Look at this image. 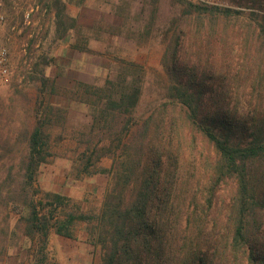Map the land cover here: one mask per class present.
I'll list each match as a JSON object with an SVG mask.
<instances>
[{"label":"trees","instance_id":"obj_1","mask_svg":"<svg viewBox=\"0 0 264 264\" xmlns=\"http://www.w3.org/2000/svg\"><path fill=\"white\" fill-rule=\"evenodd\" d=\"M257 1L238 2L263 9L264 1ZM47 2L49 16L56 10L61 37L78 26L67 1ZM186 3L226 19L235 11ZM257 16L264 22V14ZM218 21L210 18L206 31L201 22L180 24L164 57L173 83L170 98L135 130L126 125L129 137L120 155L102 169L113 177L93 232L103 247V264H264V23H247L241 35L229 20L218 30ZM236 41L242 49L237 65L231 57ZM217 47L221 56L214 61ZM246 72L250 91L240 82ZM240 86L243 93L236 96ZM118 95L111 105L131 111L141 84L133 80ZM28 140L21 174L33 181L48 145L42 126ZM198 162L204 171H197ZM7 166L0 192L25 187L14 165ZM200 172L204 179L195 182ZM51 198L42 203L43 216L31 204V226L44 233L56 209L69 202L58 193ZM86 218L91 219L59 215L56 232L71 237L75 222Z\"/></svg>","mask_w":264,"mask_h":264},{"label":"rangeland","instance_id":"obj_2","mask_svg":"<svg viewBox=\"0 0 264 264\" xmlns=\"http://www.w3.org/2000/svg\"><path fill=\"white\" fill-rule=\"evenodd\" d=\"M187 1L101 0L86 2L83 9L75 5L79 24L61 37L53 18L56 10L48 15L47 0H5L7 22L1 33L10 49L12 74L0 85V183L10 163L27 185L0 192V264H103V247L93 232L113 177L102 169H110L120 155L129 131L170 98L173 83L164 57L177 28L204 23L202 28L209 29L206 23L214 18L219 19L218 30L229 20L231 29L242 35L247 23H264L257 16L264 8L240 0H230L235 11L227 19L219 11L192 9ZM216 49L214 61L221 56ZM241 52L236 41L231 55L235 65ZM246 74L240 82L248 90ZM133 80L141 84L137 105L131 111L113 107L110 101ZM234 92L242 94L243 86ZM38 126L48 145L45 161L30 181L21 174L26 173L22 162ZM200 169L204 171L202 163ZM202 172L195 182L204 179ZM55 193L69 202L48 219L45 233L32 228L31 204L40 209ZM46 213V207L40 209V216ZM67 213L91 219H78L73 236H63L55 222Z\"/></svg>","mask_w":264,"mask_h":264},{"label":"built area","instance_id":"obj_3","mask_svg":"<svg viewBox=\"0 0 264 264\" xmlns=\"http://www.w3.org/2000/svg\"><path fill=\"white\" fill-rule=\"evenodd\" d=\"M198 5L208 7H232L230 0H189ZM7 22V13L5 10V0H0V85L6 84L10 81L12 74L11 53L9 46L2 36V29Z\"/></svg>","mask_w":264,"mask_h":264},{"label":"crops","instance_id":"obj_4","mask_svg":"<svg viewBox=\"0 0 264 264\" xmlns=\"http://www.w3.org/2000/svg\"><path fill=\"white\" fill-rule=\"evenodd\" d=\"M64 1H67V12L73 17H77V15H78L76 12L74 13V11H75L74 6L75 5H77L78 9H83L84 6L86 5L85 4L86 2H91V1H92V3L101 2V0H64Z\"/></svg>","mask_w":264,"mask_h":264}]
</instances>
